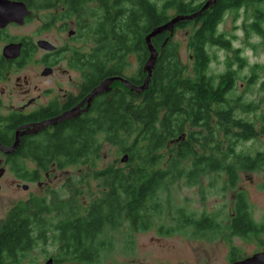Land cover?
Masks as SVG:
<instances>
[{
	"label": "trees",
	"instance_id": "obj_1",
	"mask_svg": "<svg viewBox=\"0 0 264 264\" xmlns=\"http://www.w3.org/2000/svg\"><path fill=\"white\" fill-rule=\"evenodd\" d=\"M56 4L64 7L63 14L89 13V37L95 46L90 52L98 55L92 58V78L130 74L128 57L133 54L138 62L137 75L128 78L133 85L142 84L146 76L145 36L170 18L165 7L173 6L177 15L202 6L198 0H170L162 6L151 0H42L50 8ZM241 7L250 8L247 33L264 38V0H216L192 20L178 22L171 34L165 31L151 38L158 54L145 90L138 94L116 90L105 100L97 98L83 118L57 126L39 145L29 147L38 167L54 163L57 169L79 174L69 177L66 199L34 195L10 206L0 219V264H34L33 249L46 245L53 247L49 253L59 262L92 263L112 248L115 233L122 228L132 238L153 226L179 234L200 226L196 214L179 206L170 190L182 182L201 187V177L213 173L222 184L227 181H220L222 175L233 182L237 171L228 161L254 151L244 157L245 168L257 164L260 156V146L246 142L258 141L264 113L258 103L243 101L235 90L241 80L246 91L253 93L258 84L256 92L261 93L264 81L257 79L264 64H248L241 50L232 48L217 30L226 11L236 13ZM188 26L191 66L182 62L180 42L174 38V30ZM219 47L227 52L223 70L211 72L209 64ZM246 66L248 73L242 75ZM104 144L124 153L126 161L100 166ZM20 151L21 145L6 158L18 178L23 176L16 169L21 165ZM83 165L89 166L87 172ZM88 180L91 198L84 205L78 200L82 188L77 187Z\"/></svg>",
	"mask_w": 264,
	"mask_h": 264
},
{
	"label": "flooded vegetation",
	"instance_id": "obj_2",
	"mask_svg": "<svg viewBox=\"0 0 264 264\" xmlns=\"http://www.w3.org/2000/svg\"><path fill=\"white\" fill-rule=\"evenodd\" d=\"M11 3H17V10L20 4H24L29 11L22 20L10 19ZM50 9L53 11L51 17ZM63 9L58 4L52 8L44 6L42 0H33L32 3L28 0H0V144L9 148L16 133L25 130L19 135L17 147L21 145V165L16 169L23 174L20 180L36 182L40 186L46 180L58 179L56 172L67 174L69 170L57 169L54 163L46 169L38 167L31 158L34 154L30 146L39 145L44 134L52 133L57 126L83 118L97 98L105 100L116 90L135 92L121 80L114 79L107 89L87 99L100 83L120 76L92 78L90 66L95 63L92 58L98 55L91 53L88 46L89 13L80 11L68 15L62 13ZM40 10L48 11L45 15L47 19L43 18ZM128 71L130 74L120 78L132 83L128 78L137 73ZM60 116H64V119L56 120ZM38 124L42 126L36 129ZM249 140L251 145L260 146L257 164L254 162L247 165L250 168H243V159L246 155H252L254 151L251 150L242 154L244 156L240 160L228 161L237 171L235 180L229 182L228 175H222L226 183L219 189L214 187L215 192H209L220 193L221 196L212 203L210 211L202 210L196 214L201 221L200 226L180 232H188L189 237L197 240V244L189 246L188 250H181L177 260L164 261L163 264H264V197L256 202L247 189L237 188L241 173L264 171V146L259 134V143ZM15 150L7 153L0 149V168L4 169L0 177L6 170H11L6 158ZM197 151L201 152L199 149ZM52 173L54 176L50 177ZM205 177L208 176L201 177V184ZM210 177H213L209 183L211 189V186L217 185L218 176L213 173ZM16 186L29 189L27 183H17ZM58 186L63 187L64 180ZM258 186L264 190V180ZM57 187L47 182L39 197L48 200ZM228 192L230 195H227ZM34 195L30 191L28 198ZM51 258L58 264L68 262H59L54 256Z\"/></svg>",
	"mask_w": 264,
	"mask_h": 264
},
{
	"label": "rangeland",
	"instance_id": "obj_3",
	"mask_svg": "<svg viewBox=\"0 0 264 264\" xmlns=\"http://www.w3.org/2000/svg\"><path fill=\"white\" fill-rule=\"evenodd\" d=\"M170 0H151V2H156L157 5L162 6L165 2ZM176 1V0H172ZM197 2V0H195ZM203 5L205 0H198ZM59 7V6H58ZM166 13L170 18L175 14L173 6L165 7ZM42 11L40 10V13ZM52 9H50V17L52 16ZM48 14V11L43 10L42 15L44 19H47L45 15ZM250 15V8L241 7L234 13L232 10L225 12L223 20L218 26V31L223 32L226 37L231 42V46L234 49H240L242 56L247 59L248 64H264V38L257 34H248L245 27V19L249 21L248 16ZM169 18V19H170ZM190 30V26L186 29H177L175 31V39L180 42V56L183 63L191 66V58H189V52L187 50V33ZM53 33V30H51ZM89 49L94 48V44L89 40ZM216 59L212 60L209 64V70L211 72H219L223 70V58L226 55V50L223 48H216ZM128 70L132 73H137L138 62L135 55L131 54L128 57ZM248 73L247 66L241 68V74L245 75ZM264 81V73L259 75L257 82ZM246 91L244 82L237 80L235 93L241 95L243 101H255L260 105V112L264 113V90L260 92L258 90V84L255 85L253 89ZM258 110V113H260ZM236 114L242 116L243 114L240 111H236ZM258 115H256L257 117ZM257 129L259 128V123L256 125ZM260 132V131H259ZM263 132L259 133V140H261L264 146V135ZM251 140H247L246 144L251 145ZM259 143V141H257ZM124 156V153L117 154V149L110 145L104 144L101 150L102 160L99 165H106L111 163L121 164V158ZM3 167V165H1ZM86 165H83V169L87 172ZM67 174L63 172H56L55 176L58 179H51V181L46 180L43 183V186H40L38 183H28L26 181L20 180L18 177L14 178L13 171H5L4 175L0 177V219H2L7 210L19 199L28 198L30 191L34 192L35 196H40L43 188L47 182L51 183L54 187H57L63 180L64 186H58L55 193L50 195V197H60V199H66L69 191V177L78 176V172L73 169H68ZM243 174L248 175L247 177ZM54 176L52 173L50 177ZM210 176L205 177L202 180L201 187L187 185L181 183L180 185H175L174 188L170 190V194L175 198V202L181 206H185L188 211H192L195 214L202 210L210 211L212 203L221 196L220 193L209 194V192H215V188H220L222 182L217 181V185L211 186L209 189ZM223 180V176L220 181ZM264 180V171L262 172H248L241 173V178L237 188H244L249 191L250 197L255 198L256 202H259L262 197H264V190L260 189L258 186ZM19 183H27L29 189H22L21 186H16ZM91 186L95 184L94 181L90 182ZM78 189L82 188V192L78 191L79 202L87 205L91 198L89 180L88 183L80 182L78 184ZM209 189V190H208ZM227 195H230L228 192ZM252 199V198H251ZM127 229L122 228L119 232L115 233V238L112 242V248L109 251H104L100 257L99 261H96L95 264H163L165 262H172L177 260L179 256L178 253L181 250H188L189 246H194L197 244V240L192 237H189L188 232L179 234L173 233L172 230L160 231L157 227L149 228L145 231H140L133 233L132 238L129 234H126ZM169 231L170 233H167ZM50 251H53L51 245H46L45 247H38L33 249L32 256L35 257L34 264H44V262L52 257ZM54 260V259H53ZM165 261V262H164ZM64 264H76L71 261L65 262Z\"/></svg>",
	"mask_w": 264,
	"mask_h": 264
},
{
	"label": "water",
	"instance_id": "obj_4",
	"mask_svg": "<svg viewBox=\"0 0 264 264\" xmlns=\"http://www.w3.org/2000/svg\"><path fill=\"white\" fill-rule=\"evenodd\" d=\"M216 2V0H205L204 4L195 12H192L190 14H177L172 16L170 19H168L167 21L153 27L151 29V31L145 36V43L148 49V57L147 60L144 63L143 69L146 72V76L143 79L142 84L140 85H133L131 83H129L128 81L120 78V77H114V78H110L107 81H104L102 83H100L97 87H95L92 92L89 94L88 96V100L90 98H92L95 94L101 92L104 89H107L109 87V84L111 81H113L114 79H119L121 80L126 86H128L132 91L135 92H142L143 90H145L147 88L149 79H150V75H151V70H152V65L153 62L158 54L157 49L154 47V45L151 43V38L154 37L155 35L161 33V32H165V31H169V33H172V29L175 27V25L180 22V21H190L192 20L194 17L198 16L203 10L209 8L212 4H214ZM15 4L17 3H11V10H10V19L11 20H17V19H23V17L29 12L26 10V7L24 4H20V7H18L19 10L15 9ZM19 4V3H18ZM74 111V110H73ZM64 119V116H60L58 118H56V120H61ZM40 126H42L41 124H38L35 126L36 129L40 128ZM23 128H26L27 126H22ZM35 129V130H36ZM34 130V131H35ZM25 132H17L16 133V138L14 139V142L12 143V145L9 148H4L1 144H0V149H2L3 151L9 153L12 152L16 149L18 142H19V135L20 133ZM126 155L122 156L121 161L125 162L126 161ZM4 169L0 168V176L3 174ZM24 188H26V185H23ZM44 264H58L57 262H55L53 260V258L49 257Z\"/></svg>",
	"mask_w": 264,
	"mask_h": 264
}]
</instances>
